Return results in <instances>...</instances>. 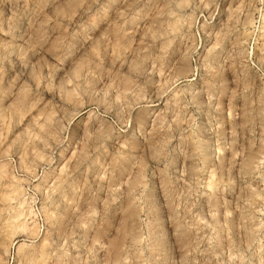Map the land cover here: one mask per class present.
I'll return each mask as SVG.
<instances>
[{
	"label": "rangeland",
	"instance_id": "1",
	"mask_svg": "<svg viewBox=\"0 0 264 264\" xmlns=\"http://www.w3.org/2000/svg\"><path fill=\"white\" fill-rule=\"evenodd\" d=\"M263 15L0 0V264H264Z\"/></svg>",
	"mask_w": 264,
	"mask_h": 264
},
{
	"label": "bare ground",
	"instance_id": "2",
	"mask_svg": "<svg viewBox=\"0 0 264 264\" xmlns=\"http://www.w3.org/2000/svg\"><path fill=\"white\" fill-rule=\"evenodd\" d=\"M262 20L264 22V15L262 17ZM246 119V118H245ZM248 119V118H247ZM250 121L249 119L247 120V122ZM249 123V122H248ZM256 158V154H249L248 157H247V160H246V164H245V167H246V171L249 172L250 170V166L253 164L254 160Z\"/></svg>",
	"mask_w": 264,
	"mask_h": 264
}]
</instances>
